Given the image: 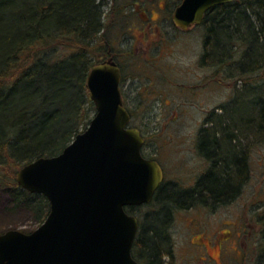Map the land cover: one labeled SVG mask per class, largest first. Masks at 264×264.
Here are the masks:
<instances>
[{
	"label": "rangeland",
	"instance_id": "1",
	"mask_svg": "<svg viewBox=\"0 0 264 264\" xmlns=\"http://www.w3.org/2000/svg\"><path fill=\"white\" fill-rule=\"evenodd\" d=\"M181 1L106 0L105 7L104 32L119 55L114 61L124 74L121 89L131 114L130 126L140 129L145 141L142 153L162 165L169 189H177L174 181L181 186L195 182L192 175L206 168L200 151L191 147L201 127L215 129L223 145L219 154L226 167L215 166L213 171L224 179L223 187L218 189L212 179L203 178L198 183L202 192L198 202L171 206L164 227V261L264 264V258L256 256L264 243L263 232L257 234L260 225L264 231V126H258L262 124L258 97H264V76L259 72L250 78L258 89L246 88L253 83L228 77L225 72L230 68L222 72L212 56L203 60L209 23L188 31L175 29L172 17ZM85 122L82 125L87 128ZM231 129L230 143L226 138ZM203 139L205 146L200 149L212 159L218 141L210 136ZM237 152L246 157L244 176L237 175ZM207 180L222 199L215 204L213 194L202 191L207 189ZM158 204L135 208L134 213L141 221ZM42 223L31 210L16 208L7 194L0 193V233L9 229L29 233Z\"/></svg>",
	"mask_w": 264,
	"mask_h": 264
},
{
	"label": "trees",
	"instance_id": "2",
	"mask_svg": "<svg viewBox=\"0 0 264 264\" xmlns=\"http://www.w3.org/2000/svg\"><path fill=\"white\" fill-rule=\"evenodd\" d=\"M106 4V0H0V193L7 194L16 208L31 210L42 222L50 211L48 199L22 188L17 173L37 158L62 152L86 128L85 120L87 126L94 117L96 108L87 86L90 70L99 62L119 57L104 32ZM207 21L203 60L212 56L222 72L230 68L225 73L237 82L248 84L259 72L264 76V0L218 5L206 13L203 23ZM254 82L246 88L258 89ZM258 99L262 100L261 129L264 97ZM204 134L218 141L209 170L226 167L216 130L207 128ZM227 135L231 143L232 129ZM236 154L240 155L237 175L244 176L246 157ZM205 178L212 179L214 187H223L224 179L215 173ZM207 182L208 194L222 200ZM188 193L180 187L172 192L163 182L153 200L145 204L159 201V206L139 219L132 250L139 264H165L164 227L171 206L191 200ZM138 207L126 210L135 214Z\"/></svg>",
	"mask_w": 264,
	"mask_h": 264
},
{
	"label": "water",
	"instance_id": "3",
	"mask_svg": "<svg viewBox=\"0 0 264 264\" xmlns=\"http://www.w3.org/2000/svg\"><path fill=\"white\" fill-rule=\"evenodd\" d=\"M234 1L182 0L173 21L188 29L209 9ZM121 78L112 58L95 64L87 86L96 113L88 127L59 154L18 171V184L45 196L50 211L32 232L0 233V264H139L132 252L139 218L126 208L149 204L164 171L142 153L144 138L130 126Z\"/></svg>",
	"mask_w": 264,
	"mask_h": 264
},
{
	"label": "flooded vegetation",
	"instance_id": "4",
	"mask_svg": "<svg viewBox=\"0 0 264 264\" xmlns=\"http://www.w3.org/2000/svg\"><path fill=\"white\" fill-rule=\"evenodd\" d=\"M182 2V1H181ZM180 5V4H179ZM212 9H216V6L215 7H213ZM212 9H209V10H212ZM208 10V11H209ZM207 11V12H208ZM206 12V13H207ZM206 15V14H205ZM203 21H204V19H203ZM203 21H202V23L201 24H203ZM172 22H173V24H174V28L175 29H178V30H180V31H188V30H191L194 26H196V25H192L190 28H188V29H182V28H180V27H178L175 23H174V21H173V17H172ZM204 47H205V45H203ZM148 61V60H147ZM120 66V65H119ZM121 68V67H120ZM121 75H122V78H121V82H120V85L122 84V79H123V70H122V68H121ZM121 92H122V89H121ZM122 97H123V95H122ZM123 102H124V99H123ZM124 106H125V102H124ZM207 129V127H201L200 129H199V131L197 132V135H196V138H195V140H193V146H191L195 151H200V154L202 155V157H204V159L207 161V162H205L206 163V168H204V170L203 171H197V172H195L193 175H192V179L193 180H196L195 182H189V184H187L186 186H181V185H179L180 184V182L179 181H174L175 183H177V187H180V188H182L183 190H185V191H188L189 193V196H191L193 199H191V200H188V201H185V202H187L188 204L189 203H195V202H198L199 200H198V195H200V194H202V192L201 193H199V190H198V183H200V181L203 179V178H205L206 176H208L209 174H213L214 172H215V170H214V172L213 171H211V170H209L210 169V167H211V164L209 163V162H211L210 161V157H208L205 153H203L202 151H201V149L200 148H202L203 147V145H205V142H204V139H202L201 137L202 136H204V132H205V130ZM195 143V144H194ZM145 146V141H144V145H143V147ZM143 147H142V152H143ZM213 148H215L214 146H213ZM216 153V148L214 149V154ZM146 157V156H145ZM147 158H149V157H147ZM150 159H152V158H150ZM154 160H156V159H154ZM161 165V164H160ZM162 166V165H161ZM163 168V167H162ZM163 171H164V169H163ZM164 182V181H163ZM162 182V183H163ZM178 182H179V184H178ZM203 191V193H208L207 191H206V189H203L202 190ZM216 203V197L214 198V204ZM141 206H144V205H141ZM140 206V207H141ZM252 232H253V230L251 231V234H252ZM261 232H263L262 233V237L264 238V231H263V229H262V226L260 225V229L259 230H257V234L259 233H261ZM256 256L258 257V258H261V259H263L264 258V243H262V249L261 250H259L257 253H256Z\"/></svg>",
	"mask_w": 264,
	"mask_h": 264
}]
</instances>
